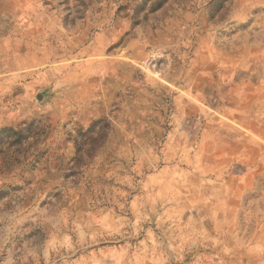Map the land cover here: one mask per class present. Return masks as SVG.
<instances>
[{
  "label": "rangeland",
  "instance_id": "obj_1",
  "mask_svg": "<svg viewBox=\"0 0 264 264\" xmlns=\"http://www.w3.org/2000/svg\"><path fill=\"white\" fill-rule=\"evenodd\" d=\"M0 264H264V0H0Z\"/></svg>",
  "mask_w": 264,
  "mask_h": 264
}]
</instances>
